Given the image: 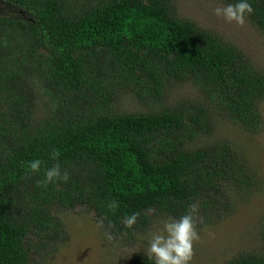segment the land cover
Masks as SVG:
<instances>
[{
    "label": "trees",
    "instance_id": "16d2710c",
    "mask_svg": "<svg viewBox=\"0 0 264 264\" xmlns=\"http://www.w3.org/2000/svg\"><path fill=\"white\" fill-rule=\"evenodd\" d=\"M249 2L264 38V0ZM124 94L147 111L119 112ZM263 102L264 70L175 0H0V264H47L66 238L63 211L107 216L104 233L124 246L192 202L198 229L226 218L230 192L245 197L259 178L231 141L202 142L219 119L259 134ZM53 149L70 179L37 187L44 167L27 163L51 167ZM226 264H264V243Z\"/></svg>",
    "mask_w": 264,
    "mask_h": 264
},
{
    "label": "rangeland",
    "instance_id": "374dc122",
    "mask_svg": "<svg viewBox=\"0 0 264 264\" xmlns=\"http://www.w3.org/2000/svg\"><path fill=\"white\" fill-rule=\"evenodd\" d=\"M182 17L196 22L200 27L217 32L228 41L238 45L264 70V38L246 20L244 25L227 23L213 14L217 6H225L219 0H175ZM196 95L191 90H182L180 99ZM119 112L140 113L147 107L138 104L132 96L122 95L117 103ZM263 128L259 134H250L228 120L216 121V131L203 143L231 141L239 147L251 170L259 178L258 186L245 197L230 192L231 213L224 219L200 228V241L194 245L195 255L190 264H226L245 252L262 250L261 230L264 227V102L261 104ZM67 234L63 243L52 253L47 264H127L139 255H147L149 233L161 227L167 218H157L147 232H140L129 246L112 239L108 240L98 227L93 215L85 211L60 212Z\"/></svg>",
    "mask_w": 264,
    "mask_h": 264
},
{
    "label": "clouds",
    "instance_id": "9594fccd",
    "mask_svg": "<svg viewBox=\"0 0 264 264\" xmlns=\"http://www.w3.org/2000/svg\"><path fill=\"white\" fill-rule=\"evenodd\" d=\"M254 8L249 0H237L236 3H231L226 6H217L213 9V14L218 18L224 19L227 23H236L244 25L247 16L252 15ZM60 152L53 149L51 159L56 161L51 167L44 166V162L40 159L29 161L26 170L38 174L44 167L43 180L37 181V187H47L50 184L58 182L67 183L70 179V173L67 170H62L59 163ZM107 207L114 212L119 203L115 199L108 202ZM199 203L192 202L188 205V211L179 219L169 217L161 222L162 226L155 231L149 233L147 240L146 254L149 260H153L154 264H190L194 255V245L201 239L197 227V213ZM153 211V210H150ZM140 213L135 212L123 217L121 223L125 229H131L136 225ZM108 220L107 216H103L97 225L100 228L104 227V221ZM115 225L109 221L108 228H114ZM105 237L112 240L111 232H105Z\"/></svg>",
    "mask_w": 264,
    "mask_h": 264
}]
</instances>
